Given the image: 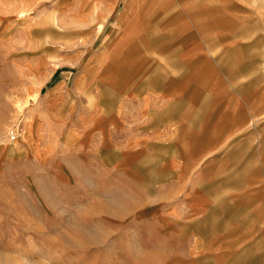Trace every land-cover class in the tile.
<instances>
[{
	"label": "rangeland",
	"instance_id": "obj_1",
	"mask_svg": "<svg viewBox=\"0 0 264 264\" xmlns=\"http://www.w3.org/2000/svg\"><path fill=\"white\" fill-rule=\"evenodd\" d=\"M183 2L0 0V264L252 263L226 199L264 176V0Z\"/></svg>",
	"mask_w": 264,
	"mask_h": 264
},
{
	"label": "crops",
	"instance_id": "obj_2",
	"mask_svg": "<svg viewBox=\"0 0 264 264\" xmlns=\"http://www.w3.org/2000/svg\"><path fill=\"white\" fill-rule=\"evenodd\" d=\"M185 1L189 2H183L182 4L184 7H192L193 5L198 6L197 2L199 0ZM186 24L187 23H184V26H181L182 24L177 26L179 28L176 30L177 32L179 31L178 36L182 41L187 42L190 40L191 43H195V45H192L190 50L180 58L181 61L179 63L183 64L181 70L185 71H187L188 64L195 62L192 58L199 55V29L195 31L197 33L196 35H189L193 27L189 28ZM163 62L172 63L171 60L166 57H164ZM171 73L174 72H168L166 70L164 73L166 75L163 78H171ZM186 75H188V71L183 76ZM159 79H161V77ZM236 167L237 166H234L232 168L236 169ZM232 168H229L228 171L229 179L227 183L226 199L227 205L231 207V211L234 213L233 216H228L229 225L231 226V228H227V232L229 231V247L234 248L236 244L238 245L237 248L243 247V251L246 254L247 250L251 249L254 252L251 264H256L254 259L259 254L264 255V183H262L264 176L260 172V169H257L253 178H247V180L246 177H248V173H244L245 168H247L246 166H244L243 172H238ZM236 172L238 173L236 174ZM238 176H243V178L237 181ZM236 209L239 211L241 209L243 214L236 215ZM262 261L259 264H264V260Z\"/></svg>",
	"mask_w": 264,
	"mask_h": 264
}]
</instances>
